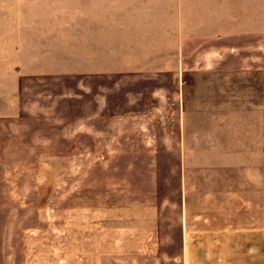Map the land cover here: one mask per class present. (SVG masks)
I'll return each mask as SVG.
<instances>
[{
  "label": "rangeland",
  "instance_id": "rangeland-1",
  "mask_svg": "<svg viewBox=\"0 0 264 264\" xmlns=\"http://www.w3.org/2000/svg\"><path fill=\"white\" fill-rule=\"evenodd\" d=\"M179 5L185 81L0 73V264H219L183 225L227 218L252 158L256 208L258 156L264 230V0Z\"/></svg>",
  "mask_w": 264,
  "mask_h": 264
},
{
  "label": "crops",
  "instance_id": "crops-1",
  "mask_svg": "<svg viewBox=\"0 0 264 264\" xmlns=\"http://www.w3.org/2000/svg\"><path fill=\"white\" fill-rule=\"evenodd\" d=\"M180 1L0 0V73L14 81L45 74L102 81H185L180 74L186 57L183 44L196 41L197 30L184 29L190 17H182ZM259 161L258 156L256 208L252 158L246 191L239 192L237 181L229 189L233 203L227 218H196L183 225L190 260H213L220 251L219 264H262ZM237 211L247 216L238 217Z\"/></svg>",
  "mask_w": 264,
  "mask_h": 264
}]
</instances>
